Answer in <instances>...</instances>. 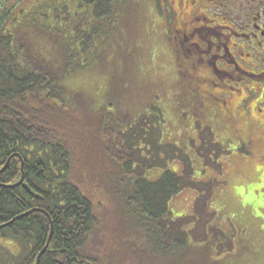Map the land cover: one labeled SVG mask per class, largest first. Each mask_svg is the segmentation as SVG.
I'll list each match as a JSON object with an SVG mask.
<instances>
[{
  "label": "trees",
  "instance_id": "obj_1",
  "mask_svg": "<svg viewBox=\"0 0 264 264\" xmlns=\"http://www.w3.org/2000/svg\"><path fill=\"white\" fill-rule=\"evenodd\" d=\"M150 1L78 0L82 13L67 0L43 3L29 20L34 33L24 29L35 35L31 42L4 32L12 10L1 4L0 170L8 165L0 173V225L27 214L0 229L18 245H0V264H36L52 228L39 264H179L191 251H231L210 220L212 188L195 180L182 147L163 141L162 114L124 122L65 84L92 63L83 55L110 46L123 54L120 25H131ZM46 40L52 60L39 50ZM176 159L181 172L168 169ZM22 163L30 190L9 186L21 179ZM159 167L157 178L148 176ZM185 189L198 193L194 212L175 217L171 201Z\"/></svg>",
  "mask_w": 264,
  "mask_h": 264
},
{
  "label": "rangeland",
  "instance_id": "obj_2",
  "mask_svg": "<svg viewBox=\"0 0 264 264\" xmlns=\"http://www.w3.org/2000/svg\"><path fill=\"white\" fill-rule=\"evenodd\" d=\"M52 1L56 0H9L15 6L4 32H17V38L21 37L22 41H33L35 35L31 38L24 29L28 27L34 33L35 26L30 27L29 20L37 17L32 15L41 4ZM154 1L138 6L131 25H120L124 36L121 41L126 45L123 54L110 46L105 51L97 50V56L83 55L81 60L88 57L92 63L87 68L75 69L65 84L70 92L89 98L94 110L108 108L118 112L124 122H134L144 112L161 113L164 122L159 129L163 131V141L182 147L193 164L195 180L212 188L210 205L214 216L210 220L225 232L222 244L231 251H223L218 256L214 249L210 256L191 251L186 262L179 264H264V134H254L247 128L251 120L243 117L236 124L243 129L228 134L221 121L211 119L204 104L195 100L198 93H192L184 77L174 74L178 61L176 63L169 43L157 35L158 22L160 18L168 20L169 9L161 8L160 1H155L157 5ZM165 1L168 4L169 0ZM67 2L71 8L78 7L79 12L78 0ZM2 12L0 3V16ZM51 46L47 40L40 43L39 50L48 60H52L51 54H57ZM60 61L62 64L63 58ZM235 85L234 80H230L233 89L237 88ZM213 88L216 93L220 91ZM232 93L236 92L230 90L229 94ZM237 100L234 99L235 103H244ZM250 103L248 100L243 105L247 112L251 109ZM168 164L172 171L181 172L183 168L180 159L169 160ZM162 171L160 167L155 168L154 175L148 176L157 178ZM194 193L192 189H185L172 199L175 217L194 212ZM2 244L14 251L18 248L17 242L8 237L0 238Z\"/></svg>",
  "mask_w": 264,
  "mask_h": 264
},
{
  "label": "flooded vegetation",
  "instance_id": "obj_3",
  "mask_svg": "<svg viewBox=\"0 0 264 264\" xmlns=\"http://www.w3.org/2000/svg\"><path fill=\"white\" fill-rule=\"evenodd\" d=\"M7 1L0 3L6 7ZM159 5L170 17L160 18L158 38L169 43L178 61L174 74L198 93L195 100L228 134L243 129L236 127L241 117L251 120L247 128L254 134H264V0H160ZM248 100L250 112L243 109Z\"/></svg>",
  "mask_w": 264,
  "mask_h": 264
},
{
  "label": "water",
  "instance_id": "obj_4",
  "mask_svg": "<svg viewBox=\"0 0 264 264\" xmlns=\"http://www.w3.org/2000/svg\"><path fill=\"white\" fill-rule=\"evenodd\" d=\"M7 165H8V164H6V166H5L2 170H0V173L3 172V171L6 169ZM24 179H25V176H24V174H23L22 179H21L20 182H18L16 185H20V184H22L23 181H24ZM24 185H25V187L27 188L26 184H24ZM25 214H27V213H25ZM25 214H22L21 216H23V215H25ZM15 219H17V218H15ZM15 219H14V220H15ZM14 220H13V221H14ZM13 221H10V222H8V223H5V224H3V225H0V229L3 228V227L8 226V225L11 224ZM52 232H53V228H52V230H51L50 237H49V239H48V242H47L46 246L44 247V249L40 252V254H39V256H38V259H37L36 264H39L42 253L47 249V247H48V245H49V243H50L51 237H52Z\"/></svg>",
  "mask_w": 264,
  "mask_h": 264
},
{
  "label": "bare ground",
  "instance_id": "obj_5",
  "mask_svg": "<svg viewBox=\"0 0 264 264\" xmlns=\"http://www.w3.org/2000/svg\"><path fill=\"white\" fill-rule=\"evenodd\" d=\"M43 249H44V248H43ZM43 249H42V250H43Z\"/></svg>",
  "mask_w": 264,
  "mask_h": 264
}]
</instances>
